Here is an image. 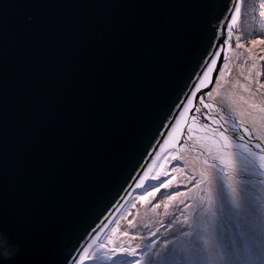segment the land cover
Returning <instances> with one entry per match:
<instances>
[{"label": "water", "instance_id": "1", "mask_svg": "<svg viewBox=\"0 0 264 264\" xmlns=\"http://www.w3.org/2000/svg\"><path fill=\"white\" fill-rule=\"evenodd\" d=\"M242 7L0 0V240L20 245L0 264H92L89 254L131 195L160 184L153 174L161 158L179 144L195 147L165 148L187 100L178 141L203 120L217 135L248 140L234 130L240 120L209 100ZM211 59L216 70L199 87Z\"/></svg>", "mask_w": 264, "mask_h": 264}, {"label": "rangeland", "instance_id": "2", "mask_svg": "<svg viewBox=\"0 0 264 264\" xmlns=\"http://www.w3.org/2000/svg\"><path fill=\"white\" fill-rule=\"evenodd\" d=\"M243 1L240 22L239 25H237L238 32H235L231 42V56L225 64L227 67L224 66L221 73L225 77H228L233 73L236 76V79L233 80V85L237 89L238 97L243 103L249 106L247 107L249 110L255 113H263L259 111V108L264 107V101L259 99L249 100L245 92L250 89L253 91L254 95H258L260 98L264 99V88L260 87L261 84H264V15H261V12H263L261 4L264 3V0ZM238 37L239 39H237ZM253 41H257V43L253 44ZM238 45L243 46L240 47ZM240 83L243 84L242 87L238 86ZM213 90L214 88L211 91L209 98L210 101L219 104L238 120H243L244 124L249 127L255 136L260 135L261 122H258V125H250L253 123L252 119L251 121L245 120L240 115H237L236 110L233 108H231V110L229 108L226 98L221 100L217 98V94L216 96L212 95ZM253 105H256V107H253ZM208 108L210 109V107ZM212 111L215 110L212 108ZM195 137V139H191L193 146H195L192 151L186 149L188 148L187 146L179 144V151H171L160 161L161 167L158 174L159 179L165 181L172 179L175 181L172 184V188H169L171 185L168 188L160 187L158 192L154 190L155 194L152 193L143 199L136 197L138 196L137 194L131 195L120 213L117 214L109 224V230L107 229L103 233L99 243L89 254L88 259L91 263L92 261H96L95 264H103V262H107L109 258L106 257L107 255L98 256L97 253L94 254V251L99 247L109 248L108 245H106L109 239L115 243L118 248H122L123 251H136L142 246L153 249L150 256L152 253H156V246L161 244V247H168L167 250L171 255L169 264H176L177 261H179L180 264H264V259L262 258L264 256V229L259 226L253 228L250 224V220L254 219L250 215L251 211L253 209H258L259 207L261 181L264 180V176H261V170L259 168L241 172L236 177V179L240 181L242 196L247 198V202L241 204L243 207V217L241 220L242 222L238 219L236 220L238 223L236 230L232 226V223L234 222L233 216L228 213L224 214L223 212V210L226 209L225 204L227 201L225 195L223 197L221 194V189L224 193L222 186V182L224 183V181H220L217 190L219 195L222 196L220 199L215 198L217 203L216 214L217 216L218 214L221 215L220 218L224 217L225 221L223 222V228L230 234L226 235L232 248L227 247L223 250V248L220 247L221 251L217 252L215 259L211 258V254L207 251V247L212 246V243L215 244L216 248H219L218 245L220 242H212L206 234L209 229H214L218 223L215 219V215L211 216L206 221L204 220L203 215L201 214L202 206L198 205L195 191L192 190V188L194 185H198L195 187L196 190H198L200 186L205 187L207 180L214 174L209 169V165L212 164L209 160L213 163L215 162L218 166H223L220 164V157L231 159L233 157L230 154L238 153L240 150L235 151L233 145H229L226 150L223 147L222 142L217 141L212 136L199 134ZM200 137H202V139ZM215 144L218 146H214ZM173 157H175V159H173ZM191 159L193 164L197 165V169H193L188 165V160L190 161ZM162 163H165V166H163ZM187 171L193 176V178H198L200 183L203 180L205 184H199L195 180L191 183L193 178H189ZM226 171H228V169H226ZM165 172L169 173V175L165 176ZM154 174H156L155 171ZM153 178L157 179V176H153ZM182 180H184V186L178 184V182L180 183ZM170 196H176V199H180V206L184 210H187L190 217L187 221L186 228L179 235L186 238L187 242L182 246L185 248V252L190 253V255H186L181 246H179L182 239L178 238L179 236L170 233L171 228L169 229V227L171 226V220L161 216L158 217L155 214H159V212L162 211L161 214L163 216L165 207L164 202ZM143 205L150 206L149 209L154 214L148 211L143 218H140L143 214L141 208ZM119 216L125 220L115 223L116 218ZM243 222H245V224H243ZM209 223H213V225H210ZM220 223H222V221ZM256 223L259 225L258 221H256ZM205 225L207 226L206 232L204 228ZM118 227L121 233H123L120 234V236L118 233ZM133 229L141 238L138 242L134 240L133 235L131 234ZM128 230H130L131 233H126ZM107 231L108 233L106 234ZM234 231L235 234H233ZM189 233L190 235H187ZM237 244L240 247H237ZM235 249L237 251H235ZM225 252L230 256L226 255ZM252 255L253 257L256 256V263H253ZM133 258L137 259L141 257L136 254L129 258L115 260V263L110 264H124L126 260H130V263L128 264H131L132 261H135ZM245 261L249 263H246Z\"/></svg>", "mask_w": 264, "mask_h": 264}, {"label": "snow or ice", "instance_id": "3", "mask_svg": "<svg viewBox=\"0 0 264 264\" xmlns=\"http://www.w3.org/2000/svg\"><path fill=\"white\" fill-rule=\"evenodd\" d=\"M261 8H264V4H261ZM239 11H240V7L239 5H237L236 7L237 15L239 14ZM261 15H264V12H261ZM233 23H235V20H233ZM229 36H231V31H229ZM237 39H239V37ZM256 43L257 41H253V44ZM238 46L242 47L243 45H238ZM216 55H217L216 53H213V56ZM216 64H217V59H211L207 64L204 65L205 71L201 73V79L199 80V87H203L206 83L210 82L209 78L211 74L216 70ZM225 67H227V65H225ZM192 87L196 88V90L199 91V87L197 86V84H193ZM260 87L264 88V84H261ZM189 95L195 96V93H189ZM192 104H193V100L189 99L187 100V107L181 105V107L183 108V112L179 114V119L175 121L176 127L171 129L173 135L168 136V141L165 143V148H167L170 144H175L179 142L176 138L181 136L183 132L182 125L186 123V118L190 109L192 108ZM205 107H209V106L205 105ZM253 107H256V105H253ZM195 111L198 112L199 109H195ZM259 111L264 112V107H260ZM261 119L264 120V117H262ZM213 122L218 123L217 121H213ZM192 124L193 125L195 124L194 118L192 120ZM253 124H255V121H253ZM241 128L243 129V132L248 136V140L245 141V136L240 135L239 139L240 141H242V143L234 145V147L240 149V151L238 153L230 154L233 157L231 159H225L223 157H220V164L223 166H218L215 162L209 165L210 171L213 172L214 174L211 175L210 178L207 180L208 187L205 190L206 197L202 199H206L210 206L214 203L215 198L218 196L219 193L217 189L220 184V181L223 180L228 189V194L231 198V203L234 205L236 209H241L240 181L237 180L236 177L241 172L250 171L255 168H259L261 170L260 172L261 176H264V126H261L260 135L258 136H254L253 133L249 130V128L244 126L243 120L240 121L238 126H235L234 130L239 131ZM193 130L194 129L192 127L188 128L189 133H191ZM219 136L222 138L223 147L228 148L230 137L225 136L223 132H220ZM254 139L260 142L255 143L254 146H250L252 140ZM253 147L258 151H254ZM173 159H175V157H173ZM226 169H228V171H226ZM164 175L168 176L169 173L165 172ZM157 179H159V176H157ZM172 183H173L172 179H169L167 181L160 180V184L156 186V191L158 192L160 187L168 188ZM260 193L261 194L259 197V207L258 209H253L251 211L250 215L254 219L250 220V224L253 228L259 226L262 229H264V180L261 181ZM174 199H176V196L169 197V200H174ZM256 221L259 222V225H257ZM204 228L205 231H207L206 225L204 226ZM187 235H190V233ZM121 254L131 255V256L136 255L135 251H131V250L126 252L122 251ZM131 264H138V262L132 261Z\"/></svg>", "mask_w": 264, "mask_h": 264}, {"label": "bare ground", "instance_id": "4", "mask_svg": "<svg viewBox=\"0 0 264 264\" xmlns=\"http://www.w3.org/2000/svg\"><path fill=\"white\" fill-rule=\"evenodd\" d=\"M264 4V3H263ZM263 12H264V8H263ZM236 79V76L231 73L228 77H225L222 73H221V76L219 77V80L218 82L216 83V86L214 87V90L212 92V95L213 96H216L217 94V98L219 99H227L228 101V105H229V108H233L234 110L237 111V115H240L243 119L245 120H250L252 119V122L255 121V124L258 125V122H261V126H264V120H262L261 118L264 117V112L263 113H255L251 110H249V107L247 104L243 103L241 101V99L238 97V93H237V89L234 87L233 85V80ZM246 85V83H245ZM239 87H242L243 84H238ZM247 86V85H246ZM245 86V87H246ZM218 88H219V92H218ZM248 88V87H246ZM249 89V88H248ZM249 91H251L249 89ZM249 91H246V96L249 100H261V101H264V99L260 98V96L258 95H254L253 91L249 92ZM232 110V109H231ZM207 112V111H206ZM205 112V113H206ZM200 118H205V115H204V112L202 113V115L200 116ZM215 121H217L218 123H216L217 125L220 124V120H218V118H215L214 119ZM205 122V120H203ZM199 122L194 125V130L189 133V131L179 140L180 143H183V142H190L191 141V138L195 139L196 137L195 136H198L199 133L200 134H204V130H206L205 134L208 135V136H212L214 137L217 141H220L222 142V140L220 139L221 137L219 136V134L217 135L214 131H213V128L212 126L209 127V129H205L204 127L202 128V124L204 122ZM249 121V122H250ZM221 125V124H220ZM218 125V126H220ZM250 125H254L253 123H251ZM222 127V126H220ZM222 132V131H220ZM239 134H242V133H239ZM224 135H226V133H224ZM191 137V138H189ZM202 138V137H200ZM192 139V140H193ZM239 143H242V141L239 140H235V141H229V145H235V144H239ZM214 146H218V145H214ZM236 150H240L236 147H233ZM226 149V148H225ZM227 150V149H226ZM160 164V163H159ZM159 164L156 166V169H155V172L158 173L159 172ZM180 184H184V183H180ZM222 186H223V189L227 195V197H229V194H228V189L226 187V185L222 182ZM206 189L203 188L201 190V199H198V195L196 194V197L198 199V205L199 206H202L201 207V214L203 215V218L204 220H208L211 216L215 215L216 216V221H217V226H215L214 229H209L206 234L207 236H209V238L212 240V242L214 241H219L220 244L218 245L219 248H216L215 244L212 243V246L210 247H207V251L211 254V258H214L217 256V252L218 251H221L220 247L223 248V250H225V248L227 247H231V244L230 242L228 241V237L226 234H229L228 231H226L224 228H223V222L225 221L224 220V217L223 218H220L221 215L216 214V206H217V203L216 201L214 200V203L210 206L207 202L206 199H202L204 197H206ZM240 193H241V204L242 203H246L247 202V198H245L244 196H242V191L240 189ZM222 195H219V197L217 196L216 198L217 199H220ZM224 197V196H223ZM226 209L223 210L224 214L228 213L230 215H232L234 218V222L232 223V226L233 228L236 230L237 229V225L238 223L236 222V220L238 219L239 221L242 220V212H243V207L241 205V209H236L234 207V205L231 203V200L230 198H226ZM180 199L177 198V199H174V200H169V198L164 202V211L163 213V216L161 214L162 211L159 212V214L155 213L158 217H164L166 219H170L171 220V226L169 227L170 229V233L174 234V235H180L182 231H184V229L186 228V224H187V221L188 219H190L189 215H188V212L187 210H184L181 206H180ZM150 206L148 205H143L141 206L142 210H143V214L141 215L140 218H143L144 215H146L148 213V211L150 213H153L150 209H149ZM147 211V212H146ZM218 212V210H217ZM154 214V213H153ZM207 218V219H206ZM245 218H246V215H245ZM222 221V223H220ZM244 221V220H243ZM242 222V221H241ZM210 225H213V223H209ZM243 224H245V222H243ZM168 229V230H169ZM233 234H235V231L233 232ZM230 235V234H229ZM180 238L182 239L181 242H180V245L183 252L186 254V255H190V253L188 252H185V248L182 246V245H185L187 240L186 238H183V236H180ZM230 240H231V236H230ZM172 246V245H171ZM237 247H240L238 246V244L236 245ZM168 248V247H167ZM166 247H164L163 249H160V259L158 260V262H156V264H169L170 260H171V255L169 253V251L167 250ZM235 251H237L235 249ZM226 255L230 256L228 253L225 252ZM176 264H180L179 261L176 262Z\"/></svg>", "mask_w": 264, "mask_h": 264}, {"label": "trees", "instance_id": "5", "mask_svg": "<svg viewBox=\"0 0 264 264\" xmlns=\"http://www.w3.org/2000/svg\"><path fill=\"white\" fill-rule=\"evenodd\" d=\"M244 2V1H243ZM242 10H243V7H242ZM240 22V21H239ZM238 25H239V23H238ZM236 32H238V26H237V29H236ZM222 72V71H221ZM220 76H221V74H220ZM219 76V77H220ZM215 86H216V84H215ZM214 86V87H215ZM213 87V88H214ZM210 98V97H209ZM171 151H169V152H167L162 158H161V160H163L164 158H165V156L167 155V154H169ZM175 153V152H174ZM177 153V152H176ZM160 160V161H161ZM207 162V161H206ZM208 163V162H207ZM162 165L163 166H165V163H162ZM188 165L191 167V168H193V169H197V165H194L193 164V162H192V159L189 161L188 160ZM159 167H161L160 166V164H159ZM203 170V169H202ZM159 171H160V168H159ZM188 172V171H187ZM156 173V172H155ZM158 174H159V172L158 173H156V174H153V176H158ZM188 174H189V172H188ZM189 178H193V176L191 175V174H189ZM197 181L199 184H202V185H204L205 184V182L202 180L201 181V183L199 182V179L198 178H193V180H192V182L191 183H193V181ZM175 181H173V183H174ZM172 183V184H173ZM180 183H184V180H182ZM179 182H178V184L179 185H183L184 186V184H180ZM171 184V186L169 187V188H172V185ZM198 185H194L193 186V188H192V190H194L195 191V193L198 195V199H200L201 198V193H200V191L202 190L201 188H205V189H207V187H208V185L206 184L205 185V187H203V186H200V188L198 189V190H196L195 189V187H197ZM192 190H190V191H192ZM218 191V190H217ZM155 191L153 190V191H151V192H149L147 195H145V196H136V197H140L141 199H142V197L143 198H145L146 196H149V195H151L152 193H154ZM219 193V192H218ZM221 194L224 196L225 195V198H230V197H227V195H226V193H225V191H224V193H223V190L221 189ZM219 195V194H218ZM198 199H197V202H198ZM234 218V217H233ZM122 220H125V219H122L120 216L119 217H117L116 218V221H115V223H117V222H120V221H122ZM122 223V222H121ZM120 223V224H121ZM109 230V229H108ZM118 230H119V227H118ZM132 232V233H131ZM130 232V230H128L126 233H131L132 235H133V238H134V240L136 241V242H138V241H140V236L137 234V232L133 229L132 231ZM108 233V231L106 232V234ZM119 236H120V234H123V233H121V231L119 230ZM179 236V235H178ZM175 237V236H174ZM178 238H180V236L178 237ZM106 245H108V247L109 248H104V247H99V248H97L95 251H94V254H96L97 253V255L98 256H102V255H107L106 257H112V258H108V260H107V262H103V264H110V263H115V261H113V260H121L122 258H129V257H131V255H122L121 253H122V248H118L117 246H116V244L115 243H113L111 240H109L108 239V241H107V243H106ZM157 248H156V253L155 254H153L152 253V255L150 256V253H151V251L153 250V249H150V248H148V247H145V246H142L141 248L139 247V249H137L136 251H135V253L136 254H138L141 258H133V259H135V261H137L138 262V264H156V262L160 259V249H163L164 248V246H162L161 247V244H159L158 246H156ZM95 248V247H94ZM127 251V250H126ZM126 251H124V252H126ZM106 257H104V258H106ZM252 258H253V263H256V256L255 257H253V255H252ZM263 259H264V256L262 257ZM246 263H249V262H247V261H245ZM92 263L93 264H95L96 263V261L94 262V261H92ZM97 263H100V262H97Z\"/></svg>", "mask_w": 264, "mask_h": 264}, {"label": "clouds", "instance_id": "6", "mask_svg": "<svg viewBox=\"0 0 264 264\" xmlns=\"http://www.w3.org/2000/svg\"><path fill=\"white\" fill-rule=\"evenodd\" d=\"M0 236H2V233H0ZM6 241L0 240V256H2L4 259H12L20 249V245H14L11 246V248H5L3 247V244Z\"/></svg>", "mask_w": 264, "mask_h": 264}, {"label": "flooded vegetation", "instance_id": "7", "mask_svg": "<svg viewBox=\"0 0 264 264\" xmlns=\"http://www.w3.org/2000/svg\"><path fill=\"white\" fill-rule=\"evenodd\" d=\"M186 148V147H185ZM186 149H188L189 150V148H186ZM192 151V150H191Z\"/></svg>", "mask_w": 264, "mask_h": 264}]
</instances>
